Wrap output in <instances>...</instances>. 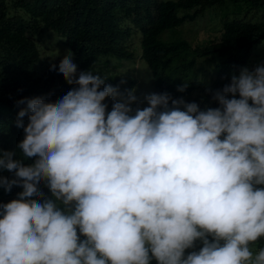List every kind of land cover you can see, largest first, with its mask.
<instances>
[{
	"label": "clouds",
	"instance_id": "1",
	"mask_svg": "<svg viewBox=\"0 0 264 264\" xmlns=\"http://www.w3.org/2000/svg\"><path fill=\"white\" fill-rule=\"evenodd\" d=\"M193 1L177 28L187 43L178 88L155 87L137 32L132 59L78 71L68 50L58 72L74 87L56 102H16L23 158L0 150V173L13 174L0 188L18 197L0 203V264H264V248L252 249L264 238V63L249 70L264 53L251 57L264 44V0ZM205 14L207 35L184 34ZM242 28L240 46L261 30L245 44L249 61L210 92L216 53ZM210 93L219 107L200 100Z\"/></svg>",
	"mask_w": 264,
	"mask_h": 264
},
{
	"label": "trees",
	"instance_id": "2",
	"mask_svg": "<svg viewBox=\"0 0 264 264\" xmlns=\"http://www.w3.org/2000/svg\"><path fill=\"white\" fill-rule=\"evenodd\" d=\"M194 7L193 0H0V150L14 151L17 153L14 158H23L17 145L23 140L24 132L15 121L20 108L26 105L18 106V100L43 97L56 102L74 87L58 72L61 59H49L60 48L74 53L73 63L78 71L105 72L111 59L133 58L129 46L134 34L141 32L140 49L157 80L155 87L172 91L181 86L186 76L187 43L177 28L179 21L190 17L188 11ZM121 8L123 18L115 21ZM255 22L264 24V17ZM255 31H245L247 40L242 46L244 28L238 33L226 34L216 53L218 83L208 86L210 92L230 83L231 77L248 63L250 53L245 44L253 40V35H260L261 30ZM52 34L57 35L60 43L45 61L43 40ZM263 42L264 35L259 37L258 45ZM52 64L57 65V70H50ZM211 97L212 93L200 100L210 101L207 108L219 107ZM23 119L27 124V116ZM24 163L27 166L33 160ZM0 175L13 178L6 171ZM15 187L11 192L0 188V203L18 198L13 193ZM40 187L46 196H51L43 184ZM201 246L198 243L187 251H198ZM260 248H264V238L252 245L254 251Z\"/></svg>",
	"mask_w": 264,
	"mask_h": 264
},
{
	"label": "rangeland",
	"instance_id": "3",
	"mask_svg": "<svg viewBox=\"0 0 264 264\" xmlns=\"http://www.w3.org/2000/svg\"><path fill=\"white\" fill-rule=\"evenodd\" d=\"M207 18H208V16H207V14H205L204 16H202L201 18H199L196 22L187 24L185 26V29H184V34H186V32H187L188 29H194L196 27H199L198 30H199L200 34L201 35H207V31L211 27L209 24L205 23V20ZM139 41H140V38L137 37V38H135V42H133L130 45V50L131 51H134L135 54H137L138 51H139V49H138V47L136 45V44L139 43ZM43 43H44V45L42 47L43 48L42 53H43V58L46 61L50 57V53L51 52H55V49L57 47L56 45L58 43H60V41L57 40V35L56 34H52V36L46 35L45 39L43 40ZM47 46H48V48H47ZM263 47H264V44H262L260 46H257L256 48H254L251 57H253L258 51L262 50ZM66 54L67 53L65 51V48H60V49L57 50V53L55 55L51 56V58H49V59L51 61H56L59 58L62 59ZM138 60H141V58H140L139 55H137V58L134 61L136 62ZM111 61H115L116 62L115 59H111ZM261 63H264V53H262L261 56H259L256 60H251L249 62V70H252L254 67H256L257 65H259ZM140 65H141V63L138 61L136 63V67H139ZM143 72L144 73L146 72V68L145 67L143 68ZM99 73H100V71H99ZM103 76H105V75H103ZM107 101H108V99H106L104 102H107ZM185 255H187V252L186 251H185Z\"/></svg>",
	"mask_w": 264,
	"mask_h": 264
}]
</instances>
